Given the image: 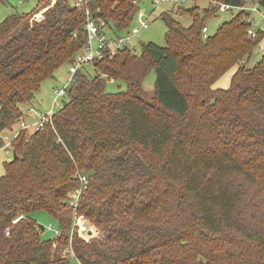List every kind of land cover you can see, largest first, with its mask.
<instances>
[{"label":"trees","instance_id":"16d2710c","mask_svg":"<svg viewBox=\"0 0 264 264\" xmlns=\"http://www.w3.org/2000/svg\"><path fill=\"white\" fill-rule=\"evenodd\" d=\"M208 1L177 9L191 17L187 28L163 12L165 48L118 51L88 64L94 77L84 66L52 124L11 140L0 176V264H71L69 244L81 264H264V54L246 67L264 32L249 38L241 12L213 36L202 33L219 4L264 12V0ZM49 5L36 0L0 23V149L1 134L27 117L19 105L86 44L85 15L66 0L34 18ZM88 5L119 33L139 11L130 0ZM234 66L230 87L213 89ZM109 79L126 90L107 92ZM76 172L88 180L77 208L94 232L87 239L72 231ZM38 211L57 222V239L41 240Z\"/></svg>","mask_w":264,"mask_h":264},{"label":"rangeland","instance_id":"374dc122","mask_svg":"<svg viewBox=\"0 0 264 264\" xmlns=\"http://www.w3.org/2000/svg\"><path fill=\"white\" fill-rule=\"evenodd\" d=\"M55 2L56 0H50V5L38 12V14L34 18L36 20H40L42 18V14L50 7H52ZM208 6V0H187L183 4L178 3L175 6L170 4H163L162 6H159L158 8L154 9V7L151 6L149 0H145L143 3L139 4V11L128 30L129 33L136 34L135 38L133 39V46L136 52H140V45L148 43H153L162 48L166 47L167 26L162 17L163 12H168L173 19L177 20L183 27L187 28L192 23L191 17L178 16L176 14L177 9L179 7L184 9L197 7L198 9L203 10L208 8ZM35 7L36 0H7L5 4L0 5V23L8 16L14 13H29L33 11ZM262 13L264 14L263 11ZM253 17L255 19L256 23L254 24L256 26L259 18L255 15H253ZM230 18L231 14L228 12H217L216 15L207 20L205 24L208 30L206 35L208 37L213 36L216 33L218 27L224 22L229 21ZM143 23L147 24V29L141 28ZM263 53L264 51H259L256 48L252 55V58L246 64V67L249 69L253 68L256 65L257 61L262 57ZM238 68L239 66H234L232 69L226 72L212 85V88L223 90L228 89L231 84V78ZM85 69L91 77L97 75V72L93 66L88 65L85 67ZM53 76L54 79L46 78L41 82L38 92L34 95V98L29 103L19 105V109L27 115V123H32L35 121V116L33 115V112L26 113L29 109L45 113L52 108L54 104V90L62 89L69 81L70 76L68 71V65L66 64L58 68ZM155 79L156 70L152 69L142 82V89L146 93H153ZM106 90L109 93L122 92L126 90V85L122 82H114L113 79H109L106 82ZM63 101H65V98H59L57 100V104L53 108L54 113L59 110ZM17 128L18 124L16 123L12 127V129L16 131ZM1 135L5 141V146L3 149H0V176L4 174L3 162L9 161L12 156L11 147L6 145L11 138L10 130H5ZM6 151L8 152V154L6 153ZM31 217L36 224L43 227V231H41L40 233L41 240L50 241L56 238V232H58L59 230L57 222L53 218H51L46 212L38 211L33 213ZM50 227H52V229H50Z\"/></svg>","mask_w":264,"mask_h":264},{"label":"built area","instance_id":"2783aa9c","mask_svg":"<svg viewBox=\"0 0 264 264\" xmlns=\"http://www.w3.org/2000/svg\"><path fill=\"white\" fill-rule=\"evenodd\" d=\"M66 1L70 6L78 10V12L85 15L84 30L87 33L86 44L75 56L73 63L68 65V71L70 76L68 83L62 89L54 90V104L52 108L45 113L29 109L27 113L33 112V115L35 116V121L32 123H27L25 120L18 121L17 130H10L12 137L10 141L6 144L8 146L10 145L11 140L15 139L20 134V132L25 130H40L46 124H52V118L55 114L53 112V108L57 104V100L59 98L66 97L67 89L71 84L74 75L79 70L83 69L84 66L92 64L96 60H100L104 57L112 58L115 53L121 50L129 49L133 52L136 51L133 46V39L135 38L136 34H131L129 32L119 33L114 29L113 26L108 27L106 21L101 18H96L91 8H89L88 2L90 0ZM130 1L131 4H133L134 6H139V4L143 3L145 0ZM186 1L187 0H149L151 6L154 7V9L158 8L159 6H162L163 4L173 5L177 3H185ZM219 12H228L231 14V17H234L241 12L244 13L252 23V27L247 30V36L249 38H256L259 32H264V14L262 13V10H260L254 4L246 3L242 7L231 6L228 4H219ZM96 13H99V10H97ZM253 15L259 18L256 26L254 24L256 22ZM141 28L147 29L148 26L146 23H143ZM207 32V28H203L202 33L204 37L207 36ZM257 49L262 52L264 51V41L259 44ZM4 146L2 147V149L4 148ZM6 153L8 154L7 151ZM75 177L77 178L78 184L75 188L72 189L69 195V207L73 211L72 231L76 230L79 236L87 239L94 232L90 227L87 226L84 217L81 215H77V208L80 197L87 188L88 180L86 176L82 175L80 172H76ZM21 218L22 217L20 216L14 219L12 224H16ZM50 229H52V227H50ZM59 235L60 231L58 230V232H56L55 239H57ZM53 247H55V244L53 245ZM63 256H70L73 260L71 264H81V262L75 257L71 244H69V246L64 249Z\"/></svg>","mask_w":264,"mask_h":264},{"label":"water","instance_id":"95a60500","mask_svg":"<svg viewBox=\"0 0 264 264\" xmlns=\"http://www.w3.org/2000/svg\"><path fill=\"white\" fill-rule=\"evenodd\" d=\"M52 77H53V76H52ZM52 77H51V78H52ZM13 155H14V159H16L17 157H16L15 153H13Z\"/></svg>","mask_w":264,"mask_h":264},{"label":"crops","instance_id":"0c3cea01","mask_svg":"<svg viewBox=\"0 0 264 264\" xmlns=\"http://www.w3.org/2000/svg\"><path fill=\"white\" fill-rule=\"evenodd\" d=\"M52 79H54V76L52 77ZM25 121H26V118H25Z\"/></svg>","mask_w":264,"mask_h":264}]
</instances>
